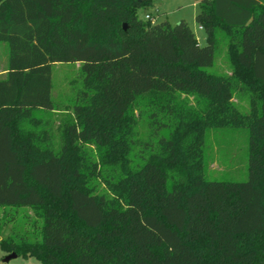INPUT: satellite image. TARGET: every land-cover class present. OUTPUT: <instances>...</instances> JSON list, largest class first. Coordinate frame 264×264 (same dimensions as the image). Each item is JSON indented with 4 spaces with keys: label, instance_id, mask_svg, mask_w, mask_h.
<instances>
[{
    "label": "trees",
    "instance_id": "trees-1",
    "mask_svg": "<svg viewBox=\"0 0 264 264\" xmlns=\"http://www.w3.org/2000/svg\"><path fill=\"white\" fill-rule=\"evenodd\" d=\"M153 4L0 0L6 253L42 264H264V0H199L203 46L184 19L141 17ZM219 39L230 74L206 69ZM62 62L81 64L83 85L56 143L36 111H58L52 65ZM241 88L250 114L233 105ZM223 126L248 131L245 181L207 178L206 135Z\"/></svg>",
    "mask_w": 264,
    "mask_h": 264
},
{
    "label": "rangeland",
    "instance_id": "rangeland-1",
    "mask_svg": "<svg viewBox=\"0 0 264 264\" xmlns=\"http://www.w3.org/2000/svg\"><path fill=\"white\" fill-rule=\"evenodd\" d=\"M200 10L199 0H154L150 8L139 11L141 17L149 12L155 22L168 21L174 25L184 19L196 34L200 45L206 44L205 30L200 27L196 15ZM8 42L0 41V74H4L8 65ZM216 74H230L231 64L228 58L226 40L219 39L214 54L213 64L206 68ZM83 77L81 64L55 63L52 65L51 96L58 111H36L46 121L54 142L61 139V127L72 118L71 105L77 91L82 88ZM190 101H194L192 98ZM236 111L240 114H250L252 96L249 90L241 88L232 98ZM67 109V110H65ZM139 136L142 139L150 136L149 123L146 117L140 118L138 124ZM205 168L207 178L220 181H245L248 178V131L244 127H212L208 130L205 141ZM6 207L0 206V215ZM29 210V209H28ZM1 219V217H0ZM16 220L11 225L16 224ZM10 226V225H9ZM21 231L22 227L18 226ZM9 228H6L8 231ZM5 231V232H6ZM4 234V233H3ZM10 253L0 246V264H42L36 256L17 255L8 262H3Z\"/></svg>",
    "mask_w": 264,
    "mask_h": 264
},
{
    "label": "water",
    "instance_id": "water-1",
    "mask_svg": "<svg viewBox=\"0 0 264 264\" xmlns=\"http://www.w3.org/2000/svg\"><path fill=\"white\" fill-rule=\"evenodd\" d=\"M123 27L126 28V24H123ZM16 256L17 254L15 252H12L4 258L3 262H8L11 258L16 257Z\"/></svg>",
    "mask_w": 264,
    "mask_h": 264
},
{
    "label": "built area",
    "instance_id": "built-area-1",
    "mask_svg": "<svg viewBox=\"0 0 264 264\" xmlns=\"http://www.w3.org/2000/svg\"><path fill=\"white\" fill-rule=\"evenodd\" d=\"M146 17H147V18H151L150 15H147ZM151 19H153V18H151ZM153 20H154V19H153Z\"/></svg>",
    "mask_w": 264,
    "mask_h": 264
}]
</instances>
